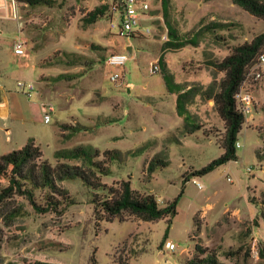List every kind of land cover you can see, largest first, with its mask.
Segmentation results:
<instances>
[{
	"label": "rangeland",
	"instance_id": "rangeland-1",
	"mask_svg": "<svg viewBox=\"0 0 264 264\" xmlns=\"http://www.w3.org/2000/svg\"><path fill=\"white\" fill-rule=\"evenodd\" d=\"M101 4L111 6L113 0H65L55 7L0 0V82L27 114L31 110L37 144L52 164L57 162V150L77 145L101 152L118 149L123 159L110 160V172L103 181L113 185L129 179L133 189L153 193L162 207L178 197V213L165 238L166 218L143 221L126 216L123 221H97L93 190L80 179L61 183L74 200L61 214L39 211L26 196L15 194L7 202L19 213L12 220H0V264H118L120 257L130 264H187L197 243L216 250L219 259L230 264H264L260 253L264 218L259 204L264 194V159L260 158L264 155V76L247 81L254 98V118L246 119L238 135V160L185 182L187 173L223 153L217 140L224 123L214 101L200 94L193 98L189 108L202 127L189 133L177 113L176 95L168 91L161 71L150 72L165 42L159 2L149 12L163 19H141V25L149 24L152 32L139 31L137 38L122 36L118 26L111 27L107 15L84 25L85 13ZM172 16L184 37L198 34L200 43L167 50V62L177 79L199 90L224 75L210 62L223 59L235 45L264 32V20L232 0H172ZM114 22L118 24L115 17ZM213 22L224 27L206 30ZM19 35L28 40L27 57L13 50ZM129 43L134 45L130 61L124 66L107 65L108 55L125 51ZM73 54L77 56L66 58ZM116 71L122 77L112 82ZM61 74L79 75L64 79ZM19 81L35 84L31 96L24 94ZM42 103L54 106L49 123L44 122ZM12 125V119L0 116V154L22 130L20 123L14 126L8 142L5 128ZM156 154L169 164L157 168L148 179L145 167ZM43 197L37 190L36 202L43 204ZM168 242L176 248L169 249ZM229 251L234 252L232 256L226 255Z\"/></svg>",
	"mask_w": 264,
	"mask_h": 264
},
{
	"label": "trees",
	"instance_id": "trees-1",
	"mask_svg": "<svg viewBox=\"0 0 264 264\" xmlns=\"http://www.w3.org/2000/svg\"><path fill=\"white\" fill-rule=\"evenodd\" d=\"M16 2L18 5L24 4L30 7H55L65 0H16ZM116 2L117 0H113V4ZM232 2L255 17L264 20V0H232ZM112 5H97L86 12L82 17L84 25L96 23L106 15L113 17ZM161 11L168 28V39L163 44V51L158 63L168 91L177 94L176 110L183 117L184 127L189 133L202 127L195 121V116L189 108L193 98L199 94L214 101L215 109L224 123V131L217 140L223 149V153L202 168L187 173L184 176L186 182L192 176H204L223 164L238 160L236 142L246 117L237 100V93L245 81L256 82L253 73L259 69L260 57L264 54V32L257 34L251 41L235 45L223 59L210 62L216 71L222 72L224 75L220 80L213 79L206 89L199 90L198 87L189 86L186 82H177L165 56L167 50L176 51L189 46L198 47L199 36L196 34L189 38L180 33L172 16V0H162ZM223 27L222 24L213 22L205 29L214 30ZM135 34L132 33L128 37L135 38ZM76 56L74 54L73 56L67 55L66 58L71 57L72 59ZM80 59V57L77 58V60ZM78 75L74 74L69 77L62 75L61 77L74 79ZM71 128L76 130L74 126ZM257 153L260 155V152ZM54 155L57 162L52 164L44 157L40 144H37L34 139H30L19 149L0 155L1 221L12 220L13 216L19 213L17 210L10 209L7 202L15 194L26 196L39 211L63 213L64 209L74 200L68 188L61 183L66 180L80 179L93 190L91 201L97 221L112 222L116 218L123 221L126 216H134L143 221H157L166 218L168 227L165 238L167 237L173 218L178 213V197L162 207L153 193L133 189L129 179L121 180L113 185L104 182L103 177L110 172V160L114 158L123 159V155L118 149L101 152L99 148L77 145L57 150ZM260 158L264 159V155L261 154ZM73 160H77L78 163H71L70 161ZM168 164V160L156 154L148 161L145 167V176L150 179L157 168L166 167ZM37 190L44 194L43 204L36 202ZM183 192L182 189L179 196ZM251 201L254 202L252 198ZM259 204L260 215L264 218V194ZM53 248L56 249V246ZM195 251L194 256L187 261V264H230L221 261L216 250H209L199 243L195 245ZM233 253L229 251L226 252V255L232 256ZM260 253L264 256L263 248ZM92 259L95 261L94 258ZM35 264L54 263L38 261ZM118 264L130 263L127 258L120 257Z\"/></svg>",
	"mask_w": 264,
	"mask_h": 264
},
{
	"label": "built area",
	"instance_id": "built-area-1",
	"mask_svg": "<svg viewBox=\"0 0 264 264\" xmlns=\"http://www.w3.org/2000/svg\"><path fill=\"white\" fill-rule=\"evenodd\" d=\"M3 2H10L14 0H2ZM158 1V0H154ZM161 1V0H159ZM152 3L153 0H117L115 4L112 5L111 9L112 12L116 15H118L120 22L119 24L112 23V27L118 26L119 33L122 36H128L132 33H137L139 31L143 33H150L151 30L148 27H144L141 25V19L145 15H150L151 9H152ZM164 40L168 39V34L166 33L163 36ZM28 40L22 36L19 35L16 37L14 41V52L16 55L20 56H28ZM129 61L128 54L125 53H110L107 57V64L110 66H124ZM261 67V69H260ZM263 67V69H262ZM258 70L253 73L254 80L258 81L264 76V54L260 57V64L258 65ZM152 73H156L160 71V65L158 62L154 63L150 69ZM122 77V74L120 72H114L110 79L112 82L118 81ZM18 86L25 90V93L28 95H31L32 91L35 90V85L33 83H25L22 81L18 82ZM237 100L240 103L241 109L243 110L246 119L251 116L253 112V103L254 98L252 97L248 87H247V81H245L238 93H237ZM43 112H44V120L46 122H49L51 120V113L54 111V106L52 103H43L42 105ZM251 118V117H250ZM236 146L241 147V143L239 141L236 142ZM195 183L198 185L200 189L203 188V184L195 180ZM167 247L169 249L174 250L176 248L175 244L172 242L167 243Z\"/></svg>",
	"mask_w": 264,
	"mask_h": 264
},
{
	"label": "crops",
	"instance_id": "crops-1",
	"mask_svg": "<svg viewBox=\"0 0 264 264\" xmlns=\"http://www.w3.org/2000/svg\"><path fill=\"white\" fill-rule=\"evenodd\" d=\"M162 1V0H161ZM161 1H154L153 0V3H152V6L153 5H155L156 3H158L159 2V8L157 9V10H159L160 8H161ZM155 6H157V5H155ZM161 10V9H160ZM152 11V10H151ZM154 11V10H153ZM151 14V16L150 15H144L143 17H142V19H146V18H148L149 20H154V19H156V17H161V19H163V17H162V15H155V14H153L152 12L150 13ZM114 17L115 18H117L118 19V24H119V22H120V19H119V17H118V15H116V14H114L113 13V17H111V27H112V23H116V22H114ZM160 19V18H159ZM149 24H147V25H142V26H144V27H147ZM150 25H153V24H150ZM151 30V29H150ZM151 32H152V30H151ZM150 32V33H151ZM168 34V28H167V26H166V24H165V31H164V33H163V36L165 35V34ZM162 36V37H163ZM124 37H128V36H124ZM135 38H137V37H135ZM166 41V40H165ZM130 47V49H131V53L133 54V52H134V45L132 44V43H129V45H127V49ZM185 48V47H184ZM127 49L125 50V51H123V52H114V53H127ZM180 49H182V48H180ZM180 49H178V50H180ZM14 50V49H13ZM178 50H176V51H178ZM163 51V50H162ZM162 51H161V53H162ZM172 52H175V51H172ZM128 54V53H127ZM161 55V54H160ZM165 56H166V53H165ZM129 57V56H128ZM160 57V56H159ZM130 58V57H129ZM159 59V58H158ZM129 61H130V59H129ZM128 61V62H129ZM166 61H167V57H166ZM156 62H158V61H156ZM107 63V62H106ZM168 63V62H167ZM108 65V64H107ZM110 66V65H109ZM168 66H169V64H168ZM170 68V67H169ZM151 69V68H150ZM171 70V69H170ZM160 71H161V68H160ZM159 71V72H160ZM172 71V70H171ZM151 72V71H150ZM173 72V71H172ZM152 73V72H151ZM156 73H158V72H156ZM174 73V72H173ZM175 74V73H174ZM175 78H176V81L177 82H180V83H185V81H182L181 79H177V77H176V75H175ZM25 83H27V82H25ZM32 83V82H31ZM187 83V82H186ZM34 84V83H33ZM188 84V83H187ZM0 85L2 86V87H4V89H5V86L0 82ZM35 85V84H34ZM189 86H191L190 84H189ZM35 88H36V86H35ZM34 91V90H33ZM32 91V92H33ZM5 92H6V96H5V99H4V102H2L1 104H0V116H1V118H3V119H12L13 121H14V125H12V126H10V127H6L5 128V131H6V134H7V140H8V142H11L12 141V135L14 134V131H13V127L14 126H16V125H18V123H20V126H18V128H20V127H22V130L21 131H19L18 132V138H16V140L18 139V141H16L15 140V143L13 144V145H11V146H9V147H7L6 149H5V151H3V153L2 154H0V155H3V154H6V153H9V152H11V151H13V150H15V149H19V148H21L23 145H25L30 139H34L35 140V142L36 143H38V136L36 135V133H35V129H34V118L32 117V114H30V109H29V113L27 114V112H25V110L24 109H22V106H20V105H18L16 102H14L13 101V98H10V95L8 94V92L6 91V89H5ZM24 94H26V93H24ZM32 94V93H31ZM172 95H176V99H177V94L176 93H171ZM26 95H28V94H26ZM28 96H31V95H28ZM177 101V100H176ZM176 101H175V104H176ZM42 105H43V103H42ZM41 105V106H42ZM41 110H43V108H41ZM44 113V112H43ZM251 118H254V114L252 113L251 114V116H250ZM183 118V117H182ZM52 119V118H51ZM249 119V118H248ZM248 121V120H247ZM44 122L45 123H49V122H51V120L49 121V122H46L45 120H44ZM7 126V125H6Z\"/></svg>",
	"mask_w": 264,
	"mask_h": 264
},
{
	"label": "water",
	"instance_id": "water-1",
	"mask_svg": "<svg viewBox=\"0 0 264 264\" xmlns=\"http://www.w3.org/2000/svg\"><path fill=\"white\" fill-rule=\"evenodd\" d=\"M120 1H122V0H120ZM127 53H128V56H129V57L132 56V53H131V49H130V47L127 49ZM5 96H6L5 89H4V87H2V86L0 85V104H1L2 102H4Z\"/></svg>",
	"mask_w": 264,
	"mask_h": 264
}]
</instances>
